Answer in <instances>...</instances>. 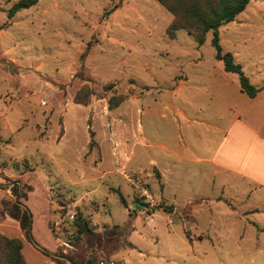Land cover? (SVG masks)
Instances as JSON below:
<instances>
[{
  "label": "rangeland",
  "instance_id": "374dc122",
  "mask_svg": "<svg viewBox=\"0 0 264 264\" xmlns=\"http://www.w3.org/2000/svg\"><path fill=\"white\" fill-rule=\"evenodd\" d=\"M17 1L0 0V234L30 264H264L263 201L204 160L230 118L221 102L263 116L214 32L171 39L158 0H39L10 17ZM219 34L263 87L264 0ZM15 182L31 188L29 234L7 212ZM79 212L93 233L76 241Z\"/></svg>",
  "mask_w": 264,
  "mask_h": 264
},
{
  "label": "trees",
  "instance_id": "16d2710c",
  "mask_svg": "<svg viewBox=\"0 0 264 264\" xmlns=\"http://www.w3.org/2000/svg\"><path fill=\"white\" fill-rule=\"evenodd\" d=\"M168 11L174 16L173 22L170 24L167 34L171 39H175L179 29H186L187 32L194 36L199 45L206 41V35L209 31L214 32L213 45L216 50V58L223 61L225 71L237 73L241 91L250 98H256L259 92L264 87H258L253 84L250 78L243 70V66L238 63L235 56L231 52H225L220 44L219 29L221 26L232 22L241 14L249 5L251 0H158ZM39 0H19L9 11V16L12 17L23 9H28L36 5ZM115 7L106 10L105 17L109 15ZM82 92L77 93L75 100L77 103L88 104L89 96H83ZM126 98L112 96L109 107L111 109L118 107ZM93 134V133H92ZM94 142L90 146L92 148ZM17 200L11 208L7 209L8 214L13 218L19 219L23 228L27 229L30 225L31 212L27 205L22 202V198H27L28 194L24 188L29 186L21 182H15L11 185ZM121 195L122 201L124 197ZM143 205L138 202V206ZM146 205V204H145ZM164 207V206H163ZM154 209V208H153ZM172 209L171 207L165 210ZM74 225L76 226V241H80L84 235L93 233V228L90 221L79 212L75 215ZM264 231V229H263ZM54 260H60L57 254H52L47 250H43ZM0 264H30L23 254V240L20 238H10L0 234Z\"/></svg>",
  "mask_w": 264,
  "mask_h": 264
},
{
  "label": "crops",
  "instance_id": "0c3cea01",
  "mask_svg": "<svg viewBox=\"0 0 264 264\" xmlns=\"http://www.w3.org/2000/svg\"><path fill=\"white\" fill-rule=\"evenodd\" d=\"M248 103L249 107L263 105V116L258 124L247 114L246 106L220 103L221 111L230 118L226 126L219 128L222 137L212 154L204 160L227 173V181L235 187L248 186L250 199L258 193L263 205L256 203L254 206L264 212V100L257 96ZM235 191L240 192L239 189Z\"/></svg>",
  "mask_w": 264,
  "mask_h": 264
},
{
  "label": "water",
  "instance_id": "95a60500",
  "mask_svg": "<svg viewBox=\"0 0 264 264\" xmlns=\"http://www.w3.org/2000/svg\"><path fill=\"white\" fill-rule=\"evenodd\" d=\"M31 226H32V224L30 225V230H31Z\"/></svg>",
  "mask_w": 264,
  "mask_h": 264
}]
</instances>
